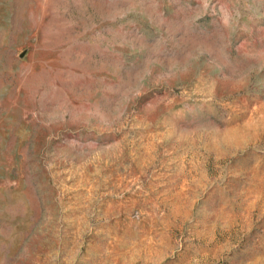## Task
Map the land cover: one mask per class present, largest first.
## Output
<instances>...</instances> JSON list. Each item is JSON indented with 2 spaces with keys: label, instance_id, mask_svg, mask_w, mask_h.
Listing matches in <instances>:
<instances>
[{
  "label": "rangeland",
  "instance_id": "obj_1",
  "mask_svg": "<svg viewBox=\"0 0 264 264\" xmlns=\"http://www.w3.org/2000/svg\"><path fill=\"white\" fill-rule=\"evenodd\" d=\"M0 264H264V0H0Z\"/></svg>",
  "mask_w": 264,
  "mask_h": 264
}]
</instances>
